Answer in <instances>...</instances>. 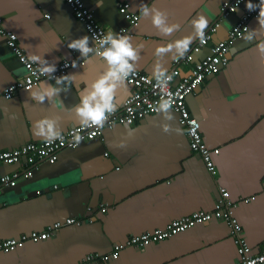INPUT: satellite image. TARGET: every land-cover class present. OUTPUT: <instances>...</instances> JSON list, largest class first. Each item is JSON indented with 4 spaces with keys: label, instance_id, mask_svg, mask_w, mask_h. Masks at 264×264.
<instances>
[{
    "label": "crops",
    "instance_id": "0c3cea01",
    "mask_svg": "<svg viewBox=\"0 0 264 264\" xmlns=\"http://www.w3.org/2000/svg\"><path fill=\"white\" fill-rule=\"evenodd\" d=\"M225 1L143 0L165 12L169 23L181 25L179 32L162 36L150 19H139L132 26L119 13V4H128L129 12L138 16L141 0H103L101 7L96 6L98 0H83L106 32L124 29L134 45H143L136 70L149 75L156 63L167 72L173 68L175 59L170 54L154 55L158 47L190 35L191 21L198 15L208 19L207 28L213 25ZM245 12L244 4L224 20L195 61L225 40ZM0 18L5 30L17 36L26 57L42 55L56 67L73 61L78 65L67 72L74 74L73 86L55 101L38 104L23 90L6 100L3 92L24 72L0 37V151L43 142L33 135V125L45 118L55 119L62 134L78 127L73 109L78 94L105 69L99 58L83 63L79 52L67 48L73 39L87 35L82 24L64 0H0ZM257 26L256 20L249 24L250 29ZM254 46L255 42H234L227 67L208 77L187 99L189 112L200 120L204 142L212 151L215 177L189 149L185 129L173 111L172 120L158 114L133 127L105 129L101 139L59 152L53 165L38 162L31 179L22 178L29 169L25 161L0 166V178L15 171L21 174L15 187L1 189L0 240L41 232L68 218L85 221L60 229L45 242L1 254L0 264H79L89 254H109L114 244L130 236L164 229L195 212H212L221 188L236 203L231 214L241 227L240 237L253 255L258 254L264 243V68ZM132 92L127 85L117 90L116 112ZM164 125L170 126L168 132L163 131ZM101 205L106 213L100 212ZM233 241L225 222L211 220L145 249H127L107 264H235Z\"/></svg>",
    "mask_w": 264,
    "mask_h": 264
},
{
    "label": "built area",
    "instance_id": "2783aa9c",
    "mask_svg": "<svg viewBox=\"0 0 264 264\" xmlns=\"http://www.w3.org/2000/svg\"><path fill=\"white\" fill-rule=\"evenodd\" d=\"M73 17L82 24L85 32L90 37L106 34V30L95 19L94 13L89 6H86L83 0H64ZM257 2V0H255ZM254 2V3H255ZM238 0H226L220 7L219 19L205 30V40L203 43L198 39L191 47L190 51L183 59L174 60L173 68L168 72L171 80L163 87L157 85L155 80L149 82L151 75L136 70L135 74L129 78L126 85L129 86L133 92L126 99L118 112L112 114L102 129L89 128L80 130L79 127L69 129L62 134L63 139L54 143H29L16 149L0 151V166H14L25 161L27 171L22 175L24 179H31L33 175V168L38 162H46L50 165L56 163L59 152L63 150L76 149L81 143L101 139L105 129H113L115 126L133 127L138 122L159 113L153 112L152 108L157 105V102L162 96L172 94L174 104L170 111L178 115V123L185 129L188 147L191 152L200 158L205 168L212 177L217 175V169L212 160V151L207 147L201 133L200 120L193 116L187 107V99L193 96L197 89L210 77L218 75L229 64V52L231 45L241 39L240 33L243 32L244 27L249 28L251 21L255 20L257 13L245 12L241 19L231 27L228 31L225 40L216 43L210 48V54L202 59L195 61V57L201 54L202 50L207 47L212 41L213 35L217 33L224 20L234 15L237 10L244 5L240 3L236 12L232 11ZM119 13L123 15L132 26H136L139 22L137 15L129 12L128 4H119ZM49 20V16L44 17ZM118 33L126 34V30L121 29ZM0 37L4 39L15 57L18 59L24 72L22 78L14 85L8 87L3 92V97L10 100L13 95L19 91H29V89L37 86L41 81L48 80L47 76H33L32 73L37 70V65H31L26 62V56L20 48L17 36L5 30L3 21L0 18ZM72 62H64L57 67L56 76L66 75L71 68ZM68 67H65V65ZM185 67V71L182 70ZM54 81V80H49ZM79 131L84 137L78 146L74 145L72 140L73 135ZM95 133L94 135H90ZM21 177L18 171L0 178V197L1 189L4 187L13 188L17 185V181ZM247 202V201H245ZM236 207V203L229 199V194L226 189H219L218 197L214 203L212 212H195L189 216L183 217L179 220L172 221L164 229H158L153 232H145L137 236H130L125 242L114 244L109 254H89L82 259L79 264H107L119 258V255L127 249H145L150 245L164 242L178 234L185 233L187 230L194 228L198 224L210 222L211 220H222L225 222L232 233L234 234V244L237 246L238 261L235 264H249V261L256 260L260 264V257H264V243L260 248L258 254L253 255L251 250L240 237L241 227L238 222L232 217L231 210ZM92 212L91 209H87ZM100 212L106 213V207L100 206ZM92 223V219L88 220ZM82 219L68 218L63 222H56L47 226L41 232H33L29 235H22L19 238H12L0 240V255L10 254L18 249L23 248L27 243L37 244L45 242L53 238L56 233L64 228L71 226H80L84 223Z\"/></svg>",
    "mask_w": 264,
    "mask_h": 264
},
{
    "label": "clouds",
    "instance_id": "9594fccd",
    "mask_svg": "<svg viewBox=\"0 0 264 264\" xmlns=\"http://www.w3.org/2000/svg\"><path fill=\"white\" fill-rule=\"evenodd\" d=\"M102 3L103 0H98L96 6L101 7ZM240 3L245 4V9L248 12L257 13L255 20L258 26L254 29L244 27L240 35L245 43L252 44L255 42L254 50L258 53L260 66L264 68V0H257L255 3L253 0H238L237 5L232 8L233 12H236ZM136 11L139 14L138 19H150L152 26L162 36H171L174 32L181 30L180 24L169 23L165 12L143 3V0L137 6ZM208 23L209 21L204 15H198L191 21L192 33L190 35L158 47L154 55L160 57L170 54L177 61L183 59L189 52L194 40L199 39L201 43L204 42ZM91 42L92 46H89L90 37L84 35L78 39H73L67 44L68 49L79 52L83 63L99 58L105 65L104 71L90 85H86L85 88L80 90L77 97L78 103L73 106L77 117L76 123L80 130L102 129L108 118L117 111L118 105L115 94L117 90L126 89L127 81L136 72V65L143 48L142 44L134 45L130 35L116 33L112 29L107 31L106 34L91 37ZM25 59L29 66L37 65V70L32 73L33 76L38 73L39 76H47L48 80H54L55 82L51 84L41 81L37 86L29 89L30 98L36 103L42 104L46 101H55L62 92L66 93L73 86L74 74L56 76V64L50 63L42 55L29 54ZM65 67H68V65L66 64ZM71 67L75 69L78 65L73 61ZM171 78L167 69L162 64L156 63L153 66L149 82L155 80L158 86L163 87ZM173 104L174 99L172 94L169 93L167 96L161 97L157 105L152 108V111L162 114L166 120H172L174 116L170 109H172ZM169 130V125L163 126V131L168 132ZM94 134L91 133L90 135ZM33 135L42 138L49 144L63 139L57 121L48 118L37 121L33 125ZM83 139L84 137L79 131L72 137L75 146H78ZM259 260L260 264H264V257H260ZM249 264H257V261L251 260Z\"/></svg>",
    "mask_w": 264,
    "mask_h": 264
},
{
    "label": "flooded vegetation",
    "instance_id": "af4514ba",
    "mask_svg": "<svg viewBox=\"0 0 264 264\" xmlns=\"http://www.w3.org/2000/svg\"><path fill=\"white\" fill-rule=\"evenodd\" d=\"M195 95V94H194Z\"/></svg>",
    "mask_w": 264,
    "mask_h": 264
}]
</instances>
